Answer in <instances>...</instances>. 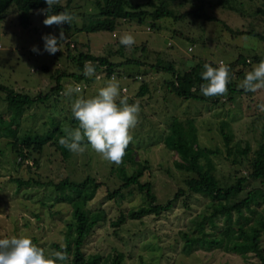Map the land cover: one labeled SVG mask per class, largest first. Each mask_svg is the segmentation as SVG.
Instances as JSON below:
<instances>
[{
  "label": "rangeland",
  "instance_id": "obj_1",
  "mask_svg": "<svg viewBox=\"0 0 264 264\" xmlns=\"http://www.w3.org/2000/svg\"><path fill=\"white\" fill-rule=\"evenodd\" d=\"M143 1L147 0H131ZM163 1L183 17L178 21L164 17L154 23L149 18L143 23L122 20L115 32L87 33L84 26L98 14L95 1L73 0L71 13L62 20L44 19L45 12L35 10L31 24L24 27L14 7L5 19H0V84L32 97L50 94L17 118L19 134H45L57 124L64 136L77 144L67 160L55 144L47 143L35 155L38 164L29 156L19 164L11 139L0 136V264H69L53 250L56 243L66 246V225L71 220V205L56 202L55 183L64 178L82 181L89 176L103 183L89 207L104 210L107 218L99 221L84 251L102 255L101 264L116 252L124 254L123 264H259L253 254L244 257L224 248H186L183 234L191 231L198 215L210 211V198L204 194L183 196L171 210L159 215L128 218L119 227L111 224L144 202L136 189L108 198V192L123 182L119 168L123 149L149 162L150 169L142 179L150 180L158 201L166 203L193 175L177 165L179 155L165 143L173 122L184 127L185 134L196 133L201 146L219 150L212 155V161L214 172L225 186L246 176L248 169L226 158L222 127L233 133L236 143L249 142L253 150L264 140V86L255 83L251 90L241 92L254 74L264 79V41L251 34L264 35V0ZM196 11L218 20L205 19ZM225 23L235 32L228 31ZM68 40L79 49L87 44L90 53L110 55L111 61L122 63L116 67L121 77L88 82L65 76L62 91L52 93L57 75L73 71L74 63L68 55L75 49L57 51L66 47ZM241 54L247 64L238 65L232 79L224 75L237 89L233 101L222 83L213 85L218 102L215 97L207 102L179 98L167 83L172 74L162 70L172 62L183 71L201 60H210L223 71ZM129 59L140 63H126ZM86 73L91 78L97 71ZM143 83H147L149 92L137 97ZM78 85L84 89L77 91ZM123 87L127 92L122 93ZM121 98H136L137 104L115 105ZM146 100H150L149 104ZM77 101L83 105L82 118L73 122L71 110ZM2 115L5 122L15 119L6 93L0 91ZM14 178L39 182L18 189ZM234 218H238L236 213ZM217 223L216 228L208 225L207 231H221L224 217H219Z\"/></svg>",
  "mask_w": 264,
  "mask_h": 264
},
{
  "label": "trees",
  "instance_id": "obj_2",
  "mask_svg": "<svg viewBox=\"0 0 264 264\" xmlns=\"http://www.w3.org/2000/svg\"><path fill=\"white\" fill-rule=\"evenodd\" d=\"M72 1L0 0V19H5L10 9L14 7L19 13V23L24 27H28L31 24V14L35 10L44 11V19H49L50 21L55 19L62 20L64 16L71 13L70 5ZM94 1L98 14L84 26L83 30L87 33L99 31L115 32L121 25L122 20H125V22L138 20V22L143 23L146 18H149L154 23L164 17L172 18L176 21L183 17V15L176 14L163 0L158 2L156 0H147L138 3H132L131 0ZM197 14L205 19L218 20L213 16L201 14L200 12H197ZM225 27L228 31L235 32L226 23ZM251 34L258 36L264 41V35ZM69 45L70 42L66 43V47L62 51L65 53L67 51L70 52L72 49ZM74 49L76 52L68 55L74 63L73 71H63L57 75L56 86L52 89V93L58 95L62 91L63 84L61 81L65 76H74L79 80L86 79L88 82L98 80L96 76L87 78L89 75H87L86 71H98L100 65H108L107 80H110V75L114 72H116V76L122 75V72L119 73L118 69H116L122 63L118 64L111 61L110 55L99 56L92 54L87 44L84 45L83 49H79V46ZM255 58L258 59V62L260 61L257 55ZM88 60L91 62L86 64ZM133 62L136 64L140 63V61L131 59L126 61V63ZM242 63L247 64V58L241 54L236 60L227 63L223 71H220L218 64L210 60H201L183 71H179L172 62L163 67L162 70L172 74V79L167 81V83L171 91L179 98L207 102L215 97V102H218L219 99L213 89V85L222 83L230 91L229 100L233 101L236 98L237 89L233 87L229 79H232V74L237 72V66ZM224 75L228 76L229 79L227 80ZM255 83L264 86V79L260 75L254 74L244 84L241 92L251 90ZM0 91L6 93L9 111L15 116L14 121L10 122H5L3 115L0 117V129L2 128L0 136H7L11 139V148L17 154L19 164L24 163L28 156L33 158L35 163L38 164L39 160L35 155L40 154L47 143L55 144L57 149L60 150L63 159L67 160L71 157L76 141L65 137L57 124H54L53 128L45 132V134L31 132L23 135L19 134L20 123L17 118L23 115L27 107L33 103L43 101L50 94L32 97L26 93H19L4 84H0ZM148 92L149 86L147 83H143L137 97H144ZM72 96H74V93ZM136 104V98H132L130 101L121 98L117 102V105L127 107L135 106ZM82 110L83 105L77 101L71 110L73 122L81 120ZM190 133L189 135L185 134L184 127H179L175 122H173L172 126L169 125V133L165 138V143L179 155L177 165L183 170L193 173V175L185 179V187L180 188L173 198L166 203L158 201L153 183L150 180L144 181L142 179L150 169L149 162L136 159L135 155L126 153L125 149L122 150L123 159L119 168L122 170L121 177L123 182L115 190L108 192V198L117 197L126 190L136 189L142 194L144 202L138 208L121 214L111 224L119 227L128 218L140 219L150 214L159 215L171 210L175 202L180 198L182 199L183 196L204 194L210 198L208 206L210 211L198 215L197 219L193 221L191 231L183 234L186 248L188 250L196 248H224L225 250L241 253L244 257L253 254L257 257L259 264H264V140L260 143L258 149L253 150L249 142L244 145L240 142L236 143L233 133L227 130L226 126L222 127L221 134L226 147V158L233 165L241 163L248 169L246 176L238 177L235 183L225 186L214 172L212 161V155L217 154L219 150L201 146L196 133ZM14 179L18 184V189L28 186L34 181L33 178L28 180ZM102 184L96 178L90 176L82 181L64 178L55 183L56 202H67L71 205V220L66 225V246L56 243L53 245V250L63 260H67L69 264H101L103 261L102 255L87 254L84 251V244L99 221L107 218L104 210L91 209L89 207V202L95 197L97 190ZM185 202L187 203L188 201L186 200ZM56 212L59 213L60 211ZM246 212L248 213L247 215ZM234 213L238 215L237 219L234 218ZM221 216L225 220L224 228L221 231L213 229L212 233L208 232V225L216 228L217 220ZM123 259L124 254L116 252L104 264H123Z\"/></svg>",
  "mask_w": 264,
  "mask_h": 264
},
{
  "label": "built area",
  "instance_id": "obj_3",
  "mask_svg": "<svg viewBox=\"0 0 264 264\" xmlns=\"http://www.w3.org/2000/svg\"><path fill=\"white\" fill-rule=\"evenodd\" d=\"M68 42H70V45H69V47L71 48V49H74L75 47H76V45H75V42H72V41H67V43ZM62 50H64V47H60V48H57V51L58 52H63ZM90 63V62H89ZM86 64H88V63H86ZM87 66V65H86ZM86 66H85V69H86ZM100 68H99V70L97 71V73H96V78L98 79V80H102L104 77H106L107 76V74H108V65H100L99 66ZM116 72H114L113 74H111L110 75V79H112V80H114V79H116ZM82 89V86L81 85H78L77 86V91L78 90H81ZM83 89H84V87H83ZM82 89V90H83ZM123 91L124 92H126L127 91V88L126 87H124L123 88Z\"/></svg>",
  "mask_w": 264,
  "mask_h": 264
},
{
  "label": "crops",
  "instance_id": "obj_4",
  "mask_svg": "<svg viewBox=\"0 0 264 264\" xmlns=\"http://www.w3.org/2000/svg\"><path fill=\"white\" fill-rule=\"evenodd\" d=\"M131 72H134V70H132ZM130 73V72H129ZM124 88V87H123ZM123 88H122V93H125L123 91ZM127 92V91H126ZM120 99H117V101L115 102V104H117V102L119 101ZM150 100H146V104L148 103L149 104Z\"/></svg>",
  "mask_w": 264,
  "mask_h": 264
}]
</instances>
